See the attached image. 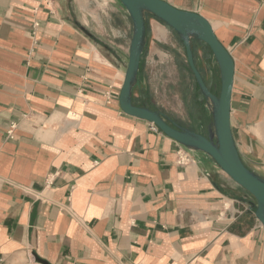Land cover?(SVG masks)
<instances>
[{
	"label": "crops",
	"instance_id": "0c3cea01",
	"mask_svg": "<svg viewBox=\"0 0 264 264\" xmlns=\"http://www.w3.org/2000/svg\"><path fill=\"white\" fill-rule=\"evenodd\" d=\"M166 1L207 17L231 53L234 138L264 177V0ZM94 3L0 0V264H264L253 196L122 110L133 23L121 4L118 36L93 30Z\"/></svg>",
	"mask_w": 264,
	"mask_h": 264
},
{
	"label": "water",
	"instance_id": "95a60500",
	"mask_svg": "<svg viewBox=\"0 0 264 264\" xmlns=\"http://www.w3.org/2000/svg\"><path fill=\"white\" fill-rule=\"evenodd\" d=\"M119 1L133 23L129 59L119 95L122 110L126 114L155 124L185 148L208 155L227 175L254 197L255 216L264 227V177L250 169L243 161L231 125V100L235 74V62L231 53L219 40L209 19L200 13L179 9L166 0ZM147 14H152L174 30L183 42L188 64L213 117L206 134L177 123L159 110L134 103L133 90L138 82L142 55L148 43ZM193 40L205 43L212 51L219 67L221 82L219 93L210 88L197 65ZM36 259L41 264H49L38 256Z\"/></svg>",
	"mask_w": 264,
	"mask_h": 264
},
{
	"label": "rangeland",
	"instance_id": "374dc122",
	"mask_svg": "<svg viewBox=\"0 0 264 264\" xmlns=\"http://www.w3.org/2000/svg\"><path fill=\"white\" fill-rule=\"evenodd\" d=\"M94 8L97 13L91 20L93 30L113 37L124 29L119 0H95ZM150 20L151 15L147 20L148 43L142 61L140 82L135 89L136 98L149 102L152 107L179 124L207 133V126L212 122L213 117L206 109L205 103L196 100L197 85L182 41L174 30L161 21V24L167 28L169 36L154 34ZM105 22L111 25L112 32L110 28H104ZM200 49L198 44L197 63L204 71L209 86L219 93L221 86L219 71L215 69L212 72L209 69L207 61L203 60V55L199 53ZM245 192L250 194L246 190Z\"/></svg>",
	"mask_w": 264,
	"mask_h": 264
},
{
	"label": "trees",
	"instance_id": "16d2710c",
	"mask_svg": "<svg viewBox=\"0 0 264 264\" xmlns=\"http://www.w3.org/2000/svg\"><path fill=\"white\" fill-rule=\"evenodd\" d=\"M150 15L153 16L152 14H147V18H148V16H150ZM147 35H148V24H147ZM193 41H194V53H195V59H196V57H197V50H196L197 45H198V44H201V43H202V44H205V43H203V42H201V41H198V40H193ZM182 43H183V42H182ZM205 45H206V44H205ZM206 46H208V45H206ZM146 49H147V46H146L145 51H144V53H143V55H142V60H141V65H140L139 74H140V71H141V66H142L143 58L145 57V54H146ZM200 71L202 72L203 76L205 77L203 70L200 69ZM196 85H197V84H196ZM197 90H198V94H197V96H196V100H202L203 103H205V106H206V101H205L203 95L201 94L198 85H197ZM134 103L137 104V105L147 106V107H150V108H152V109H154V110H157V109H155L154 107H152V105H151L149 102H147V101H143V102L138 103V102H136V101L134 100ZM199 103H200V101H199ZM206 107H207V106H206ZM190 128L193 129V130H195V129L192 128V127H190ZM195 131H196V130H195ZM197 132H198V131H197Z\"/></svg>",
	"mask_w": 264,
	"mask_h": 264
},
{
	"label": "built area",
	"instance_id": "2783aa9c",
	"mask_svg": "<svg viewBox=\"0 0 264 264\" xmlns=\"http://www.w3.org/2000/svg\"><path fill=\"white\" fill-rule=\"evenodd\" d=\"M155 129L159 130V128L154 125ZM190 161V158L187 154V152L183 149H179L177 152V162L179 164H187ZM52 181V179H50V182Z\"/></svg>",
	"mask_w": 264,
	"mask_h": 264
},
{
	"label": "flooded vegetation",
	"instance_id": "af4514ba",
	"mask_svg": "<svg viewBox=\"0 0 264 264\" xmlns=\"http://www.w3.org/2000/svg\"><path fill=\"white\" fill-rule=\"evenodd\" d=\"M209 85V84H208ZM211 89H212V87H210ZM213 90V89H212ZM214 92H216V89L215 90H213Z\"/></svg>",
	"mask_w": 264,
	"mask_h": 264
},
{
	"label": "bare ground",
	"instance_id": "6f19581e",
	"mask_svg": "<svg viewBox=\"0 0 264 264\" xmlns=\"http://www.w3.org/2000/svg\"><path fill=\"white\" fill-rule=\"evenodd\" d=\"M160 37V36H159Z\"/></svg>",
	"mask_w": 264,
	"mask_h": 264
}]
</instances>
